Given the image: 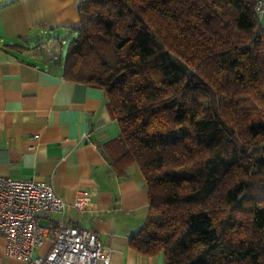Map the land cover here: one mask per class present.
<instances>
[{"label": "trees", "instance_id": "trees-1", "mask_svg": "<svg viewBox=\"0 0 264 264\" xmlns=\"http://www.w3.org/2000/svg\"><path fill=\"white\" fill-rule=\"evenodd\" d=\"M256 0H81L62 76L102 89L164 264H264V27ZM18 45V44H17Z\"/></svg>", "mask_w": 264, "mask_h": 264}, {"label": "crops", "instance_id": "crops-1", "mask_svg": "<svg viewBox=\"0 0 264 264\" xmlns=\"http://www.w3.org/2000/svg\"><path fill=\"white\" fill-rule=\"evenodd\" d=\"M80 1L0 0V175L49 182L67 203L91 191L87 209L66 216L96 233L110 264H164L162 253L145 256L129 245L148 213L147 189L137 164L119 175L103 153L119 127L102 89L62 76ZM50 245L48 237L36 253ZM0 264H27L6 254L1 235Z\"/></svg>", "mask_w": 264, "mask_h": 264}, {"label": "built area", "instance_id": "built-area-1", "mask_svg": "<svg viewBox=\"0 0 264 264\" xmlns=\"http://www.w3.org/2000/svg\"><path fill=\"white\" fill-rule=\"evenodd\" d=\"M259 19L264 18V0H256ZM91 191L78 190L72 203H67L51 183L0 175V235L5 252L27 264H110V250L96 233L70 223L68 209L85 211ZM58 217L48 226L39 223L41 216ZM51 245L37 253L47 238Z\"/></svg>", "mask_w": 264, "mask_h": 264}, {"label": "rangeland", "instance_id": "rangeland-1", "mask_svg": "<svg viewBox=\"0 0 264 264\" xmlns=\"http://www.w3.org/2000/svg\"><path fill=\"white\" fill-rule=\"evenodd\" d=\"M39 249H41V247H40ZM36 251H37V250H36ZM37 253H38V252H37ZM37 253H36V254H37Z\"/></svg>", "mask_w": 264, "mask_h": 264}]
</instances>
